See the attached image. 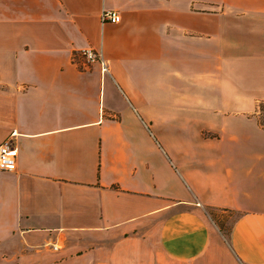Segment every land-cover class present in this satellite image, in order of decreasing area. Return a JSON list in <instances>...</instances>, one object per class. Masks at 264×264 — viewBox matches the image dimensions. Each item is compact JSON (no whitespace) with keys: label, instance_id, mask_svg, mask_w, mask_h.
<instances>
[{"label":"crops","instance_id":"0c3cea01","mask_svg":"<svg viewBox=\"0 0 264 264\" xmlns=\"http://www.w3.org/2000/svg\"><path fill=\"white\" fill-rule=\"evenodd\" d=\"M262 104L264 0H0V264H264Z\"/></svg>","mask_w":264,"mask_h":264},{"label":"built area","instance_id":"2783aa9c","mask_svg":"<svg viewBox=\"0 0 264 264\" xmlns=\"http://www.w3.org/2000/svg\"><path fill=\"white\" fill-rule=\"evenodd\" d=\"M121 20V14L117 10H105L102 13L103 23H119ZM81 55L89 64H100L104 74L109 72V63L104 58L102 51L96 50L94 48H85L81 50ZM18 155V148L11 138H8L0 143V170H16Z\"/></svg>","mask_w":264,"mask_h":264},{"label":"rangeland","instance_id":"374dc122","mask_svg":"<svg viewBox=\"0 0 264 264\" xmlns=\"http://www.w3.org/2000/svg\"><path fill=\"white\" fill-rule=\"evenodd\" d=\"M86 62V60H85ZM86 65H90L86 62ZM260 107V122L264 123V104ZM200 206V203H198ZM205 214L210 217L223 231V233L228 236L229 230L231 229L232 223L234 222L237 214L235 212H222L214 208H205ZM223 216V217H222Z\"/></svg>","mask_w":264,"mask_h":264},{"label":"trees","instance_id":"16d2710c","mask_svg":"<svg viewBox=\"0 0 264 264\" xmlns=\"http://www.w3.org/2000/svg\"><path fill=\"white\" fill-rule=\"evenodd\" d=\"M261 106H263V105H261Z\"/></svg>","mask_w":264,"mask_h":264}]
</instances>
